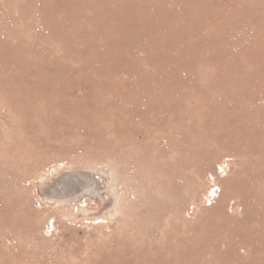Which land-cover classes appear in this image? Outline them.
Here are the masks:
<instances>
[{
	"label": "rangeland",
	"instance_id": "rangeland-1",
	"mask_svg": "<svg viewBox=\"0 0 264 264\" xmlns=\"http://www.w3.org/2000/svg\"><path fill=\"white\" fill-rule=\"evenodd\" d=\"M0 264H264V0H0Z\"/></svg>",
	"mask_w": 264,
	"mask_h": 264
}]
</instances>
